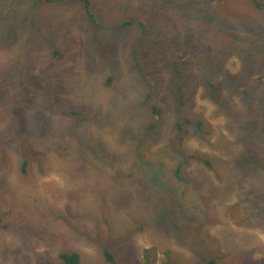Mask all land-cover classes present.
Wrapping results in <instances>:
<instances>
[{
  "label": "rangeland",
  "instance_id": "obj_1",
  "mask_svg": "<svg viewBox=\"0 0 264 264\" xmlns=\"http://www.w3.org/2000/svg\"><path fill=\"white\" fill-rule=\"evenodd\" d=\"M90 2L91 10H96L95 15L100 16L99 19L90 18L80 2L69 9L61 8L59 4L48 5L44 14L36 15V23L63 17L71 21L72 26L67 20L56 28L64 36L53 38L44 30L40 37L29 19L23 20L24 16L28 18L25 8H29L26 5H30V0H0V146L6 149L2 162L8 172L5 175L6 172L0 168V264L59 263L60 252L79 253L80 264H105V248L115 256L116 264H143L139 253L142 247L143 250L150 249L151 240L155 247L163 250L156 255V264H203L202 259L198 255L195 257L192 252L193 249L198 252L202 247V240L197 233L191 237L185 236L190 248H182L173 238L174 233L171 230L167 233L170 228L165 222L158 225L155 233L150 235L145 231L140 232L137 223L148 225L146 213L152 218L166 220L169 214L165 212L175 208L177 199L181 203V209L177 211L182 218L175 223L179 224V229L188 227V223L179 220L185 218L189 221V207L197 205L200 199L203 208L214 215L224 212V219L221 216L223 222L211 225L214 231L211 238H220L217 234L232 227L233 222L230 223V214L224 211L226 208L219 207L221 205L218 208L215 206L217 204L206 198V189L203 187L215 184L228 190L229 185L226 184L232 183L231 191L226 193H232L233 200L238 197L242 199L246 191L239 188L232 191L237 184L264 190L263 177L256 176V173L253 175L251 170H246L239 177V165L235 163L234 168L231 159L232 155L243 151L257 133L259 139L254 140V151L259 150L262 155L264 153V133L259 132L258 126L264 124V9L256 10L249 0ZM143 11L147 12L145 16ZM122 12L145 18L136 17L143 22L142 32L140 27L135 26L128 33L132 37L139 36V39L150 41L139 59L150 60V76L155 66L157 72L162 65L168 71L177 60H184L181 63L182 70L192 69L190 78L185 80L186 88L190 84L186 96L187 110L180 111V115L190 120H200L205 128L197 130L190 127L179 140L184 144L185 153L195 157L193 163L187 164L184 173H181L185 182L172 175L178 157L171 150L176 133L175 125L172 124L177 121L176 117L168 116V122L158 123L154 135L159 139L153 136L146 147L133 149L131 154L127 150L107 154L108 142L114 141L117 136L114 128L92 126L93 130L106 129L109 132L94 134L99 144H93L92 139L80 138L82 131L87 130L84 126L77 131L80 136H77L78 139L68 138L70 132L67 124H71V120L60 111L51 109L53 104L59 103L61 95L77 94L73 92L72 83L81 74L75 71L87 73L84 79H78L82 84L98 68L102 70V80L110 77L113 82L120 83L122 88L124 84L133 89L135 80L141 81L143 74L136 71L132 63L121 72L115 63L111 62L109 67L101 61L93 47L87 48L101 27L110 24ZM74 15L78 28L72 22ZM94 24L99 25L98 28L92 34H85L83 30L95 27ZM200 36L206 38L205 43H199ZM75 39L81 42L77 43ZM82 43L84 46L81 47ZM10 45L12 49L8 50L10 53L6 56L7 61L3 62L2 53ZM54 46L63 48V56L49 68L53 56L50 50ZM71 46H80V49H70ZM19 56L23 58L21 63L24 71L12 70L14 64L8 61L19 60ZM21 78L25 80L23 84L31 82V89L20 87ZM94 80L93 88L98 86L97 97L103 104L114 108L111 94L99 85L102 80L98 83ZM174 85L167 89L168 95L174 92ZM243 88L247 94L249 92L252 102L248 101L249 96L242 94ZM146 92L143 90L142 94ZM246 100L249 105L244 103ZM89 103L92 106L96 100ZM127 106L128 101L124 100L118 107L120 110L114 109L124 113ZM77 107L88 112L91 109L88 105ZM45 108L50 110L44 111ZM69 108L73 106H66L64 110ZM228 111H235L230 114L233 120L229 119ZM127 121L124 126L127 131L137 126L136 118L130 117ZM238 121L243 125L250 124L253 128L240 132ZM66 147L70 148L63 151L62 148ZM166 148H169L168 153H162ZM82 149L88 150L90 155L83 153ZM92 152L103 156V159L95 161ZM22 156L23 159L27 157V170L30 171L24 176L17 172L22 166ZM252 156L258 161L263 160L259 155ZM206 161L211 163L210 168L204 167ZM105 162L116 169L112 173L115 178H119L118 170L123 174H127L128 170L137 176L136 169L143 162L149 164L150 175L158 174L159 167L164 173L153 180L156 182L155 189L148 185L150 189L143 196L131 191L130 204L118 211L115 205L124 201L126 193L123 190L131 188L132 179L129 177L130 180L127 178L125 184L113 185L109 182L110 172H104L105 169L99 165ZM196 165L198 169L193 174ZM74 168L81 172L77 178L67 175ZM142 170L146 172L144 168ZM211 173L217 174L220 181L215 182ZM56 183L64 186V189L69 187V192L79 187L89 188L91 195L76 199L73 194L70 199L55 203V216L66 221V224L52 216L55 210L49 206L53 203L52 198L48 194L44 195L43 184L55 189ZM100 186V193L97 190L98 194L95 195L91 190ZM170 189L176 199L168 194ZM259 203L262 204L261 199ZM42 206L50 210L41 212ZM65 206H71L73 212L70 214V211L64 210ZM261 207L255 205L254 209L260 211ZM69 214L76 218H68ZM77 217L86 219L80 220ZM220 225L222 228H219ZM133 229V247L122 241L112 242L118 239L119 233H129ZM258 229L263 232L254 230L253 234L235 233L225 236L218 245H206L200 254L211 256L213 252L219 251L221 264H264V220H261ZM226 246H230V252L225 250Z\"/></svg>",
  "mask_w": 264,
  "mask_h": 264
},
{
  "label": "trees",
  "instance_id": "obj_2",
  "mask_svg": "<svg viewBox=\"0 0 264 264\" xmlns=\"http://www.w3.org/2000/svg\"><path fill=\"white\" fill-rule=\"evenodd\" d=\"M250 5L252 4L256 10L262 11L264 9V1L262 0H249ZM76 2L81 3V7L86 10L87 15L90 16L92 19H99L97 17L98 15H95L96 10H91V2L90 0H30L29 3L26 5L29 6V8H25V11L28 12V18L24 16L23 20L29 19V21L32 23V27L35 29V31L42 36V30L47 31V35L51 36L53 35V38H56L58 36H64L65 34H61L59 31H57V26L65 23L68 19L65 17L63 18H52L50 20L44 21V22H37L35 21V16L44 14L46 10L48 9V5L53 4H59L61 8L69 9L73 4L75 6ZM42 5V6H41ZM90 9V11H89ZM147 12L143 11V14L145 16ZM135 16V17H134ZM136 17H141L145 19L141 15L132 14L128 12H122L121 15L115 17L112 22L106 26H102L100 31L98 32L97 36L94 37L92 44H89L87 48L90 46L93 47L97 53L100 56V60L104 61L109 67L112 63H115L118 68H120V71L122 72L127 68L129 64H133L136 71L141 72L143 74L141 81L135 80L133 84V89L131 86H126L123 84V88L121 87L120 83L113 82L110 77H107L106 79L102 80V70L98 68L97 72H93V75L91 78H87L86 82L82 84L78 79H84L87 75V73H81L78 71H75L76 74H81L78 77H76L73 80L72 87L74 88L73 92H76L77 94L75 96L71 95H61L60 101L57 104H53L51 109L54 111H60L63 113L69 120H71V124H67V128L69 129L70 135L68 138H75L78 139L80 137L77 135V131L79 128L84 126L87 130L82 131L81 139L89 140L92 139L94 141L93 144H99L96 139H94V134H103V132L109 133L106 129H102L101 131H96L92 129V126L97 125L99 127H102V125L107 126L108 128H114L116 131V139L114 141H109L107 145V154L109 152L113 151H128L129 154L133 151V149H141L143 147H146V145L151 142L152 137H156L154 132L156 131L158 127V123L160 122H168L167 118L168 116L176 117L177 121L173 123L172 125H175V136L174 141L171 145V150L176 152L178 154V157L175 160V166L172 172L173 177L178 179L179 181L185 182L186 179L181 175V173H184V167L186 165H191L194 160V156L191 154L190 156L185 153L184 144L180 143L179 140L182 139L183 133L186 129L190 127H194L197 130H204L205 127L204 124L200 120H190L188 118L182 117L180 115V111L187 110L185 108V105L188 104L186 100V96L190 87V84H188L186 88L185 80L186 78H190V72L192 69L182 70V62L184 60H177L176 62L172 63V66L169 67L168 71L161 63V70L157 72L156 66L154 67V72L150 76L149 71L151 69V62L150 60H139L142 56L143 52L145 51V48L148 45V42H150L146 38L139 39V36L132 37L130 33H128L129 29L134 28L135 26L141 28L143 27V22L137 19ZM70 25L71 21L68 20ZM72 22L75 27L78 28L77 25V19L74 15L72 17ZM95 27L88 28L86 30H83L85 34L91 33L95 31L99 25H95ZM140 32V33H141ZM139 33V35H140ZM206 38L203 36H200V42L201 44L205 43ZM77 43H80L81 41L79 39L74 40ZM146 44V45H145ZM84 46V43H82L81 47ZM12 49V46L6 47L4 50V53H2L1 61L6 62L5 60L9 55L10 52L8 50ZM70 49H80V46H71ZM86 49V48H85ZM50 51L53 52V56L51 58V61L49 63V68L54 65L56 61L60 59V57L63 56V48L61 46H54ZM19 60H8L13 62L12 70L15 71H24V66L21 63L23 58L22 56L18 57ZM127 60V63H126ZM154 62L156 60H153ZM162 61V60H160ZM157 64V62H155ZM159 75V78H156V76ZM95 79L94 81L98 83L100 80H102L99 85H101L106 93L109 92L111 94V104L113 107L117 110H120L118 107L124 102V100L128 101V106L125 108L124 113L116 111L114 108H110L107 104H104L100 101L97 97L98 90L97 87L95 89L92 85V79ZM191 80V79H190ZM189 80V81H190ZM25 80L21 78V84L20 87L23 89H31V82H27L23 84ZM174 92L171 95L167 94V89L173 85ZM80 86V87H78ZM213 87V85H211ZM63 89L66 88V86H62ZM156 88V89H155ZM185 89V90H184ZM147 91L146 94H142V91ZM242 94L245 97H248L249 92L247 94V91L243 88ZM31 93V92H30ZM142 94V95H141ZM74 95V94H72ZM161 97L164 98L161 101ZM213 99V98H212ZM96 100V104L90 105V101ZM214 100V99H213ZM165 101V102H164ZM248 101L252 102V97L249 96ZM105 102V101H104ZM212 102V101H211ZM246 105L247 100L244 102ZM73 106V108L65 109L66 106ZM82 105H88L91 107V109L88 111L79 109L77 106ZM50 110L49 108H45L44 111ZM235 111L227 112L228 117L230 120V114ZM46 113V112H45ZM44 114V113H43ZM130 117H134L137 119V122L135 121V125H137L133 130L127 131L124 126L128 123L127 120H130ZM172 121V120H171ZM170 121V122H171ZM238 125L240 128V132H243L246 129H251L253 127L249 125H243L241 121H238ZM260 131L264 133V124H259ZM257 126V127H258ZM75 134H74V133ZM121 134V135H120ZM203 135V134H202ZM78 136V137H77ZM74 139V140H75ZM159 139V138H158ZM259 139L258 133L254 137L253 141L248 145L245 146L243 151L236 153V155H232V164L235 163L239 165V177L243 172L246 170H251L252 174L254 175L256 173V176L259 175V177L264 178V153H262L257 150L256 152L254 149L256 146H254V140ZM72 141V140H71ZM23 145V143L21 142ZM75 144V143H73ZM12 145V143H10ZM209 145V144H208ZM210 146V145H209ZM70 147L62 148L63 151H66ZM26 149H24L25 151ZM169 148H166L162 153H168ZM83 153H87L90 155V152L88 150L82 149ZM6 149L1 145L0 146V168L3 169L7 175V166L3 167L2 160L5 158L3 155L5 154ZM26 152V151H25ZM259 155L262 157V161H258L254 158L252 155ZM93 158L95 161H99L100 159H103V156L98 155L96 153H93ZM137 156V154H134ZM194 157V158H193ZM189 158V159H188ZM155 159V158H154ZM235 161V162H234ZM22 166H20L19 170L17 171L19 175H26V173H29L27 169L29 168V164L27 163V157L23 159L22 156ZM102 169H105L104 172L108 171L110 172L109 182L113 185L115 183L118 184H125V180L129 177L132 179V186L131 188H126V191H124L125 198L124 201L119 202L121 204L115 205L116 210L121 211L122 208L126 207L131 202V195L133 191L136 194H140V196H143L150 188L148 185H151L152 189H155L156 182L153 181L157 177H161L162 173H164L163 169L159 167V175H150L151 169L149 167V164H145L143 162L140 164L139 168L137 170V176H134L132 172L127 174H123V172L119 171V178L112 177V173L114 170L112 166H109L107 162L99 164ZM199 165V164H197ZM195 166L193 169V174H196V170L198 169V166ZM204 167L210 168L211 163L210 162H204ZM144 168V170H142ZM77 168H74L67 172V175L69 177L77 178L81 172H78L76 170ZM166 171V169H165ZM142 173V174H141ZM212 174V173H211ZM234 176V175H233ZM254 176V177H256ZM212 177L215 178V182H219L220 179L218 178V175L214 173L212 174ZM231 178V177H230ZM113 180V181H112ZM121 181V182H120ZM139 182V186H138ZM106 183L108 184V180H106ZM105 183V184H106ZM222 184V183H219ZM232 184V183H231ZM227 190L226 187L220 188L218 185H207L203 188H205V195L206 198L210 200L211 203H215L216 207L218 205H221L219 207L226 208L224 210L226 214H230L229 220L230 223L233 222L232 227L230 226L229 229H225L221 231L218 236H221L220 238H211L214 236V231L211 227V225H214L216 223H222L224 219V212H220L219 214L214 215L213 212L208 211L207 208H203L202 203L200 202V199H198L197 205L190 206L191 213H190V219L189 221H186L185 218L179 221H182L183 223H188V227H181L179 229V224L175 223L179 218H182V215L179 214L177 210L181 209V203L176 199L174 192L172 189L169 190L168 194L173 195V199L175 198L178 202L175 206V208L169 212H165L169 214L166 216V220L161 219H155L149 216L148 213L146 215L148 216V225L141 224L140 222L137 223L138 229L140 232H147L151 234L155 233V230L159 227L158 225L162 223H166L167 227L170 229H167V233L169 230H171L172 233H174L173 238L176 240L179 247L182 248H190V246L187 243V237H191L194 234L197 233V236L201 238L202 240V247L199 248L198 252H196V249H193V254L198 255L202 260L203 264H221L220 258L221 255H219V251L213 252L211 256H206V254H200V251L203 250V248L206 245L214 246L218 245L220 240L225 239V236L233 235L235 233H241V234H253L254 230H259L258 226L261 222V220H264V190L263 189H257V188H251V187H244L240 184H237L232 191H234L236 188L245 190V194H243V198H237L236 200H233L232 193L228 194L226 192H230V187ZM44 185V195L48 194V196H51L52 198V204H50L51 207H54V214L52 216L55 218V212L57 210V207H55V203H61L66 199H70L71 195H76V199L78 197H91L89 193V188H83L79 187L75 189L73 192H69V187H66L64 189V186H61L60 184L55 185V189L48 188L45 184ZM128 189V190H127ZM97 190L101 191V186L98 189L91 190L95 195L98 194ZM201 193L203 191L201 190ZM108 195V194H107ZM111 199V198H110ZM261 199L262 207L259 203ZM259 205L261 207L260 211H256L257 209H254V207ZM218 207V208H219ZM41 212L50 210L45 209L44 206L41 207ZM253 209V210H251ZM64 210L67 212L70 211V214L73 212V208L71 206H65ZM208 211V212H206ZM50 212V211H48ZM258 212V213H257ZM62 213V212H61ZM201 213V214H198ZM67 215L68 218H76L74 215ZM80 216V215H79ZM80 218V220H84L86 218L77 217ZM57 221L62 222L63 224H66V221H63L60 217L55 218ZM169 222V223H168ZM195 223V224H193ZM122 226V225H121ZM243 226V227H242ZM195 228V230H194ZM219 228H222V225H220ZM179 229V230H178ZM135 229H133L129 233H119L118 239L113 240V243H120L126 242L129 246L133 247V238H135L134 234ZM260 231V230H259ZM177 232V234H176ZM250 232V233H249ZM263 232V231H260ZM212 235V236H211ZM187 236V237H185ZM236 238V237H235ZM151 239V238H150ZM184 239H186V242H184ZM156 245L153 243V240H151V247L148 250H143V247L141 248V252L139 255L141 256L140 260L143 262V264H156V255L161 253L163 250H159ZM230 246H226L225 250L230 252ZM232 250H234L233 244L231 245ZM165 251V250H164ZM216 253V254H215ZM59 263H46V264H80L81 261V255L77 252H60L58 254ZM152 259H154L152 261ZM197 259V258H196ZM103 260L105 264H116V258L115 256L107 249L105 248L103 250ZM214 263H213V262ZM165 262H167L165 260ZM234 262V261H232ZM235 263V262H234ZM166 264V263H164ZM238 264V263H236Z\"/></svg>",
  "mask_w": 264,
  "mask_h": 264
},
{
  "label": "flooded vegetation",
  "instance_id": "obj_3",
  "mask_svg": "<svg viewBox=\"0 0 264 264\" xmlns=\"http://www.w3.org/2000/svg\"><path fill=\"white\" fill-rule=\"evenodd\" d=\"M81 82V81H80ZM82 83V82H81ZM78 87H80V86H78ZM93 107V109H95V107L94 106H92Z\"/></svg>",
  "mask_w": 264,
  "mask_h": 264
},
{
  "label": "bare ground",
  "instance_id": "obj_4",
  "mask_svg": "<svg viewBox=\"0 0 264 264\" xmlns=\"http://www.w3.org/2000/svg\"><path fill=\"white\" fill-rule=\"evenodd\" d=\"M194 158V157H193ZM189 159V158H188ZM176 260V259H175ZM213 262V261H212ZM214 263V262H213ZM175 264V263H174ZM206 264V263H205Z\"/></svg>",
  "mask_w": 264,
  "mask_h": 264
}]
</instances>
